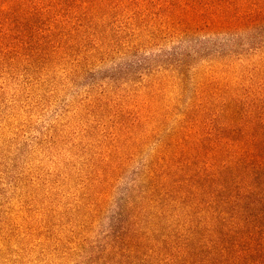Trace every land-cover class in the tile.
Returning a JSON list of instances; mask_svg holds the SVG:
<instances>
[{
    "label": "rangeland",
    "instance_id": "374dc122",
    "mask_svg": "<svg viewBox=\"0 0 264 264\" xmlns=\"http://www.w3.org/2000/svg\"><path fill=\"white\" fill-rule=\"evenodd\" d=\"M142 2H107L78 20L50 0L3 6L4 29L24 31L26 43L0 55V264H99L100 246L128 216L132 178L175 126L174 106L184 108L212 71L237 77L264 66V53H248L250 33L175 38L155 4ZM103 163L115 172L97 192ZM145 233L151 254L157 231Z\"/></svg>",
    "mask_w": 264,
    "mask_h": 264
},
{
    "label": "trees",
    "instance_id": "16d2710c",
    "mask_svg": "<svg viewBox=\"0 0 264 264\" xmlns=\"http://www.w3.org/2000/svg\"><path fill=\"white\" fill-rule=\"evenodd\" d=\"M44 1L0 0V55L1 51L18 53L26 43L24 31L4 29L9 16L3 6L42 8ZM50 1L53 7L64 3L67 17L72 10L80 12L72 14L77 20L88 16L89 10L101 12L107 2L117 7L143 3ZM150 1L156 7L154 14L177 30L170 36L243 31L250 33L248 53H264V0ZM9 13L14 15L15 10ZM179 61L187 72V63ZM225 72L221 68L205 75L184 108L172 109L175 126L132 178L128 216L100 246L99 264H154L150 257L156 258L155 264H264V66L246 68L237 77ZM165 117L158 115L162 122ZM133 120L140 122L136 115ZM129 122L124 126L133 127L135 121ZM109 168L103 163L96 169L98 180L92 187L97 192L115 172ZM97 206L95 196L88 202V211ZM142 224L145 231L146 227L157 231L151 254Z\"/></svg>",
    "mask_w": 264,
    "mask_h": 264
}]
</instances>
